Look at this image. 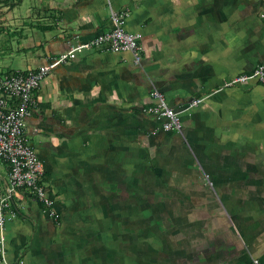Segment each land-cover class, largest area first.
<instances>
[{
	"label": "crops",
	"instance_id": "1",
	"mask_svg": "<svg viewBox=\"0 0 264 264\" xmlns=\"http://www.w3.org/2000/svg\"><path fill=\"white\" fill-rule=\"evenodd\" d=\"M108 2L128 12L140 63L102 46L41 81L25 137L59 218L19 190L5 262L264 261V86L223 87L264 61V0H36L33 62L111 31ZM153 89L180 133L148 111ZM6 182L0 173V191Z\"/></svg>",
	"mask_w": 264,
	"mask_h": 264
},
{
	"label": "built area",
	"instance_id": "2",
	"mask_svg": "<svg viewBox=\"0 0 264 264\" xmlns=\"http://www.w3.org/2000/svg\"><path fill=\"white\" fill-rule=\"evenodd\" d=\"M110 10L111 31L101 33L91 40L71 46L65 53L60 54L49 63L40 66L36 70L26 72H11L0 76V162L8 166V180L0 191V264L5 262L4 252V227L7 214L15 216L12 210L11 200L18 196L19 190H23L41 202L47 214L56 222L59 216L52 209L53 202L48 197L42 185L43 167L25 137V121L31 114V109L37 104L35 92L40 82L60 64L73 59L83 50L106 46L111 52H130L134 64L140 63L139 36L125 30V21L129 16L126 10ZM250 84L264 86V61L249 73L240 74L229 81L223 87H241ZM151 96L156 103L149 108V112L164 119L162 129L164 131L181 132L179 113L170 108L164 96L153 89ZM202 99L193 100L187 108L200 104ZM16 264H24L19 261ZM249 264H264V261L252 259Z\"/></svg>",
	"mask_w": 264,
	"mask_h": 264
},
{
	"label": "rangeland",
	"instance_id": "3",
	"mask_svg": "<svg viewBox=\"0 0 264 264\" xmlns=\"http://www.w3.org/2000/svg\"><path fill=\"white\" fill-rule=\"evenodd\" d=\"M12 1L8 6L0 0V76L10 71L26 72L27 67L35 68L41 63L33 62L41 52V47L35 45L34 40L43 43L45 36V32L35 26L36 16L32 11L37 5L36 0H20L10 5ZM0 173L8 180L6 169L1 164Z\"/></svg>",
	"mask_w": 264,
	"mask_h": 264
},
{
	"label": "trees",
	"instance_id": "4",
	"mask_svg": "<svg viewBox=\"0 0 264 264\" xmlns=\"http://www.w3.org/2000/svg\"><path fill=\"white\" fill-rule=\"evenodd\" d=\"M9 1H10V0H4L5 3H8V6H9V3H10ZM10 5H12V4H10ZM41 183H42V182H41Z\"/></svg>",
	"mask_w": 264,
	"mask_h": 264
}]
</instances>
